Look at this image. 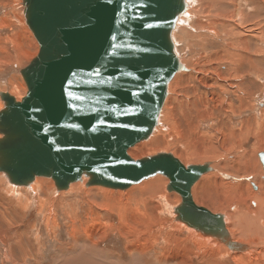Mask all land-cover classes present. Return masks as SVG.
Here are the masks:
<instances>
[{
    "label": "rangeland",
    "instance_id": "rangeland-1",
    "mask_svg": "<svg viewBox=\"0 0 264 264\" xmlns=\"http://www.w3.org/2000/svg\"><path fill=\"white\" fill-rule=\"evenodd\" d=\"M187 3L173 39L188 70L170 83L152 136L129 154L169 153L187 166L211 163L213 171L194 186L193 197L232 227V214L259 208L253 194L264 197V174L259 183L254 179L264 172V0ZM38 53L23 0H0V93L26 95L21 70ZM43 179L36 180L35 193L32 186L12 193L0 174V264H264V236L243 242L252 247L249 253H235L213 239L203 243L206 236L176 221L182 199L168 192L165 176L125 191L87 187L83 180L58 192L52 179ZM156 179L158 186L145 188Z\"/></svg>",
    "mask_w": 264,
    "mask_h": 264
},
{
    "label": "water",
    "instance_id": "water-1",
    "mask_svg": "<svg viewBox=\"0 0 264 264\" xmlns=\"http://www.w3.org/2000/svg\"><path fill=\"white\" fill-rule=\"evenodd\" d=\"M39 53L21 70V101L0 97V174L10 185L37 178L58 192L87 179V187L128 190L158 175L182 203L176 221L225 244V215L194 201L193 187L211 163L185 166L169 153L134 159L129 151L158 126L181 63L173 39L187 0H23ZM264 166V153H259Z\"/></svg>",
    "mask_w": 264,
    "mask_h": 264
},
{
    "label": "bare ground",
    "instance_id": "bare-ground-1",
    "mask_svg": "<svg viewBox=\"0 0 264 264\" xmlns=\"http://www.w3.org/2000/svg\"><path fill=\"white\" fill-rule=\"evenodd\" d=\"M191 3H192V0H189ZM246 3V2H245ZM221 56V55H220ZM219 56V57H220ZM215 57H218V55H216ZM242 57V56H241ZM244 57V56H243ZM219 60V59H218ZM239 65V64H238ZM217 70V69H216ZM232 71V70H231ZM237 72V71H236ZM176 76V75H175ZM217 77H220V79H222V80H226V78H224V76H222V75H216ZM170 86V85H169ZM170 89V88H169ZM27 91H28V88H26L25 86H24V92L25 93H27ZM169 91V90H168ZM22 98H23V96H21V97H16V99L18 100V101H21L22 100ZM2 109H4V105H1L0 104V111L2 110ZM2 136L0 135V138H1ZM158 155V154H157ZM155 156V155H154ZM175 157V156H174ZM250 157V156H249ZM175 158H177V157H175ZM178 159V158H177ZM240 161H243L244 160V157H240V159H239ZM185 165V164H184ZM185 166H187V165H185ZM212 166V165H211ZM264 167V166H263ZM260 168V167H259ZM259 170H260V172H259ZM257 172H258V174H254V179L255 180H257V182L259 183V180H260V178H259V176H260V174H264V172H262L261 171V169H259ZM212 172V171H211ZM256 172V171H255ZM210 173V172H209ZM208 174V173H207ZM206 175V174H205ZM204 176V175H203ZM36 180H38L39 182H44V181H48L47 179L46 180H44L43 178H37ZM84 180L85 181H87V179L86 178H84ZM169 180V179H168ZM38 181H35V183H33L31 186L33 187L31 190H32V193H35V191H37V188L36 187H38L39 185H37L38 183H36V182H38ZM160 180L159 179H156V180H153V181H151L150 183H148V184H146L145 185V188H148L149 187V189H151V188H154L155 186H158L159 184H160V182H159ZM200 180H198V182H199ZM4 182V181H3ZM197 182V183H198ZM41 183H39V184H41ZM54 183V182H53ZM53 183H51V184H53ZM196 183V184H197ZM43 184V183H42ZM55 184V183H54ZM195 184V185H196ZM8 186H9V184H8ZM260 186H262V187H264V183L262 184H260ZM10 187V186H9ZM12 188L14 187L13 185L11 186ZM10 187V188H11ZM71 187H72V185H71ZM256 187V186H255ZM9 188V189H10ZM15 188V187H14ZM194 188V187H193ZM200 188V187H199ZM244 188V187H243ZM142 189H144L143 187H139L138 188V190H142ZM16 190V189H15ZM31 190H30V192H31ZM11 192H12V189H11ZM134 192V191H133ZM154 192V191H153ZM13 193V192H12ZM15 193V192H14ZM142 193V192H141ZM144 193V192H143ZM176 193V192H175ZM228 194V193H227ZM20 195V194H19ZM253 196V199L254 200H256V202H257V204L259 205V208L258 209H256V210H254V209H252V208H248V213H246V214H235V215H233L232 214V219H233V224L232 225H230V226H232V227H229V225H227L226 224V220H225V225H226V228H227V230H228V232H229V234H231V238H233V241L234 242H237L238 244H243V242L247 239V238H250V237H262V236H264V227H263V225H264V197H261V196H259V195H257L256 193L255 194H253L252 195ZM165 197V196H164ZM181 197V196H180ZM161 198V197H160ZM181 199H182V197H181ZM165 200V199H164ZM141 201V200H140ZM166 201V200H165ZM195 201V200H194ZM142 202V201H141ZM164 202V201H163ZM140 203V202H139ZM181 203H182V201H181ZM166 204H168V203H166ZM255 204V203H254ZM248 206H251L250 204H248ZM257 206V205H256ZM175 207V206H174ZM165 208L167 209V210H170V208L168 207V205L167 206H165ZM238 208V207H237ZM172 209V208H171ZM207 209V208H206ZM218 209V208H217ZM165 210V209H164ZM222 210V209H221ZM237 210V209H236ZM166 211V210H165ZM210 211V210H209ZM210 212H212V213H214V214H217V213H215V212H213V211H210ZM219 214V213H218ZM232 223V222H231ZM13 226V225H12ZM180 227H181V225H179ZM182 226H183V224H182ZM184 227H186V226H184ZM187 228V227H186ZM187 229H189V228H187ZM237 229H239V231L237 230ZM181 230V229H180ZM192 232V231H191ZM195 233H196V231H194ZM197 234V233H196ZM20 235H23V234H21L20 233ZM199 237L201 236L200 234L198 235ZM193 237V236H192ZM11 240H12V238H11ZM10 240V241H11ZM202 240V239H201ZM211 240V238H205L204 240H202L203 241V243H204V241L205 242H208V241H210ZM9 241V242H10ZM201 241V242H202ZM211 242V241H210ZM197 243L199 244L200 243V240H199V242L197 241ZM214 243H216L217 245H219V244H221V246H222V248L224 249V250H226V251H228L230 248H228L225 244H223V243H221V242H219V241H217L216 240V242L214 241ZM209 244V243H208ZM245 245V244H244ZM12 246V245H11ZM10 246V247H11ZM14 247V246H13ZM11 248L12 249V252L14 253V249L15 248ZM18 247L22 250V252L24 253V250H25V245L23 244V243H19L18 244ZM250 248H252V247H250ZM216 249H218V248H216ZM251 251V249H249V250H247V251H245L246 253H249ZM20 252V251H19ZM225 252V251H224ZM235 253H237V252H235ZM243 253V252H242ZM229 255H230V253H229ZM18 257V256H17ZM22 257H25V256H22ZM26 257H27V255H26ZM24 259V258H23ZM257 260V259H256ZM258 261V260H257ZM262 262V261H261ZM260 263V262H259Z\"/></svg>",
    "mask_w": 264,
    "mask_h": 264
},
{
    "label": "crops",
    "instance_id": "crops-1",
    "mask_svg": "<svg viewBox=\"0 0 264 264\" xmlns=\"http://www.w3.org/2000/svg\"><path fill=\"white\" fill-rule=\"evenodd\" d=\"M8 184H9V183H8ZM8 184H7V186H8ZM9 186H10V184H9ZM11 186H12V185H11ZM11 186H10V187H11ZM14 187H15V186H14ZM14 187H13V188H14ZM13 188H11V189H13ZM75 250H76V249H75ZM38 254H39V253H38V250H37V255H38ZM67 254H68V253H67ZM85 256H88V255L85 254ZM85 256H83V258L80 259V260H81V261L84 260V259H85ZM62 257H63V253H62L61 256H60V259H61ZM56 259H57V258H55L54 260H56ZM83 263H90V262H83ZM55 264H59V262H58V261H55ZM61 264H65V263H61ZM77 264H80V263H77Z\"/></svg>",
    "mask_w": 264,
    "mask_h": 264
},
{
    "label": "flooded vegetation",
    "instance_id": "flooded-vegetation-1",
    "mask_svg": "<svg viewBox=\"0 0 264 264\" xmlns=\"http://www.w3.org/2000/svg\"><path fill=\"white\" fill-rule=\"evenodd\" d=\"M252 184H254V182H253ZM256 188H257V186H256V187H254V189H255V190H256Z\"/></svg>",
    "mask_w": 264,
    "mask_h": 264
}]
</instances>
